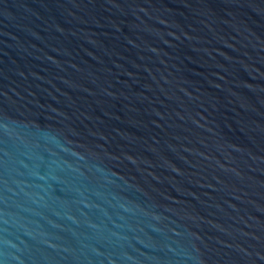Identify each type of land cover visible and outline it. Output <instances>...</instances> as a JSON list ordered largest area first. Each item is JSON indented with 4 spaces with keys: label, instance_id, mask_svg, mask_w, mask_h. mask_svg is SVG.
Listing matches in <instances>:
<instances>
[{
    "label": "water",
    "instance_id": "obj_1",
    "mask_svg": "<svg viewBox=\"0 0 264 264\" xmlns=\"http://www.w3.org/2000/svg\"><path fill=\"white\" fill-rule=\"evenodd\" d=\"M0 264H264V0H0Z\"/></svg>",
    "mask_w": 264,
    "mask_h": 264
}]
</instances>
